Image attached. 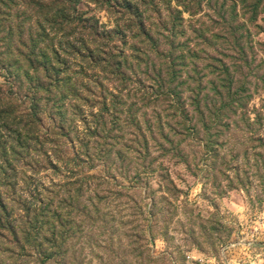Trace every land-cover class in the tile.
Returning <instances> with one entry per match:
<instances>
[{
  "label": "rangeland",
  "instance_id": "374dc122",
  "mask_svg": "<svg viewBox=\"0 0 264 264\" xmlns=\"http://www.w3.org/2000/svg\"><path fill=\"white\" fill-rule=\"evenodd\" d=\"M20 1L0 5V264H264V0ZM35 211L28 241L1 227Z\"/></svg>",
  "mask_w": 264,
  "mask_h": 264
},
{
  "label": "trees",
  "instance_id": "16d2710c",
  "mask_svg": "<svg viewBox=\"0 0 264 264\" xmlns=\"http://www.w3.org/2000/svg\"><path fill=\"white\" fill-rule=\"evenodd\" d=\"M75 0H64V3H72L74 2ZM77 1V0H76ZM124 3L126 4V8L127 10L129 11L130 8H128V6H131V2H128V0H124ZM0 5L3 7L5 6V2L4 0H0ZM25 4H24V1L21 0L20 1V5L19 6H16V9H19L21 7H23ZM254 15V14H253ZM73 23V21H72ZM38 29H39V34L43 35L45 34L46 37L48 38V40L46 41V43L44 44V48L41 49L40 51V56H39V59H40V62H37V64L41 65V69L43 68V70L47 73L48 71V68H50V70H58L60 71L59 67L60 65L64 64L65 63V57L68 56L67 54H69L70 50L65 52L64 53V49H63V45L65 44V40H62L60 39V37H57L55 32L56 30H51L49 29L48 32L49 34H47V29H42L40 28L39 25H37ZM85 26H83L82 28H84ZM90 30H94V36L95 38H98L99 37V34L98 32L96 31L97 29L93 28V27H89ZM38 34V35H39ZM37 36V35H36ZM148 37V35H146ZM60 39V40H59ZM159 49H156V52L158 51ZM49 55H51V58H49ZM162 59H166L167 61H161L159 60V64H161L162 66L166 67L168 69V66H166L167 62L171 63L170 61H168V58L167 56H160ZM109 59L113 62V61H116L117 57L115 54L112 53V55L109 57ZM103 60V59H102ZM111 62V63H112ZM139 63L140 64H145V61L143 60H139ZM221 63V62H220ZM140 64L138 67H140ZM222 64V63H221ZM146 66V71H142V73H145L147 74V76H151V75H154L153 79H154V82L155 84L158 86L159 89H164V81L165 79L168 77V74H166V72H164L165 70L161 67H157L156 65H153V68H149V65H145ZM222 67L223 69L226 68L225 65L222 64ZM158 68V69H157ZM169 70V69H168ZM61 72V71H60ZM117 72H121V71H117ZM27 74V72H25ZM224 73V72H223ZM62 80V78L60 79ZM60 82V81H59ZM59 86V85H58ZM71 86V85H70ZM71 89H74L72 86L70 87ZM75 90V89H74ZM212 92V91H211ZM226 92H227V96H231V92L228 91V89L218 85V89L215 88L214 89V92H212V94L215 96H218L219 100L222 102L224 99H228V98H223L224 96H226ZM205 95V94H204ZM198 98V96H197ZM205 100L208 101V104H205L204 105V108L205 109V112H203V110H201V103L204 101V99H201V100H194V99H191L192 101L196 102V106L194 108V112L195 113H200V121L199 122H205V121H208L212 116L215 117L216 114L219 113L220 110H222V108L218 107L214 98L211 99L210 98V95L209 93H206L205 95ZM193 102V103H194ZM197 122L196 121L194 124H195V127L197 125ZM0 210L3 212V213H0V216L2 214H5V210H6V207L4 205H2V203H0ZM32 214H35L36 217H31ZM31 217V218H30ZM26 218V219H25ZM38 219V220H37ZM53 218L51 217V220ZM20 222H23L22 226H21V229L17 230V228L14 226L13 223H4V225H2L1 227H3V230L5 229L6 227V232L8 233V235H11L12 237H14V240H17V238H19L17 236V234H21V236L23 237V239L25 241H28V237L31 235L30 232L33 230H37L39 234L43 233V230L42 228H37L34 225H36L37 223H39V218H38V215L36 214V211L33 212V213H26V217H23V219L20 221ZM1 223V221H0ZM45 227H48L47 230H45L46 234H49L51 239H53L55 237V227H54V224L52 221H49V222H46L45 224ZM2 229V228H1ZM44 235V234H43ZM3 236V235H2ZM0 236V237H2ZM4 238V236H3ZM6 239V238H4ZM42 239H44L45 241H47V243L51 242V240H48L47 238H45V236H42ZM50 250H52V246L49 247Z\"/></svg>",
  "mask_w": 264,
  "mask_h": 264
}]
</instances>
